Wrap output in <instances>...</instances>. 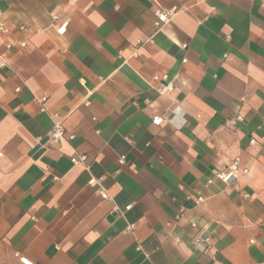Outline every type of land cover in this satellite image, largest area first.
<instances>
[{
  "label": "crops",
  "instance_id": "0c3cea01",
  "mask_svg": "<svg viewBox=\"0 0 264 264\" xmlns=\"http://www.w3.org/2000/svg\"><path fill=\"white\" fill-rule=\"evenodd\" d=\"M0 23V264H264V0H0Z\"/></svg>",
  "mask_w": 264,
  "mask_h": 264
},
{
  "label": "built area",
  "instance_id": "2783aa9c",
  "mask_svg": "<svg viewBox=\"0 0 264 264\" xmlns=\"http://www.w3.org/2000/svg\"><path fill=\"white\" fill-rule=\"evenodd\" d=\"M156 20H155V25L158 29H160L163 25L167 24L172 17L171 11H166L162 8H158L156 11ZM175 13V11H174ZM67 24L68 21L64 22L59 28H58V32L60 34H64L66 32L67 29ZM0 31L4 32V33H8L10 30L9 28L4 24V23H0ZM26 43L22 42L21 46H24ZM8 50L12 48V44H8L7 45ZM7 65L6 60L3 57V53L0 52V67ZM171 84L168 85L167 89L171 88ZM43 101L45 100V98L42 99ZM163 117L161 116H155L153 118V123L155 124H161L163 122ZM48 138L50 141L52 142H60L63 140H71L74 138V135L71 134L69 136L66 135V130L62 124L61 121H57L54 125V127L49 131L48 133ZM72 161L74 163L77 164H83L85 166H87V155L86 154H80L77 156L72 157ZM239 170V165H238V159H236L232 164L229 165L228 169H221L219 172H217L216 176L220 179H222L223 181L229 182L231 180H233L234 178L237 177V173ZM92 183H97L96 179H92L91 180ZM101 196L103 199H108L109 198V194L107 191H105L104 189L100 190ZM199 201H203L204 198L203 197H199L198 199ZM132 205L129 204L126 206L127 209H129ZM193 226H195V223H192ZM130 229L132 228V225L129 227ZM23 262L25 264H31L29 262H27L25 259H23Z\"/></svg>",
  "mask_w": 264,
  "mask_h": 264
}]
</instances>
